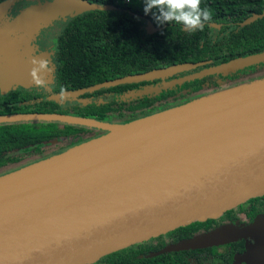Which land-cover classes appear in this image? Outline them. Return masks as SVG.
I'll list each match as a JSON object with an SVG mask.
<instances>
[{"label": "water", "instance_id": "water-1", "mask_svg": "<svg viewBox=\"0 0 264 264\" xmlns=\"http://www.w3.org/2000/svg\"><path fill=\"white\" fill-rule=\"evenodd\" d=\"M18 2H0L2 93L13 84L35 85L32 61L49 57L41 52L28 60L24 53L13 58L27 37L59 19L98 8L88 0H52L30 5L10 18ZM262 17L264 12L254 14L242 26ZM145 31L151 35L157 28L147 21ZM262 62L264 52L200 70L167 86ZM191 67L169 66L87 90L158 79ZM8 119L90 125L109 130L110 139L78 155L63 152L0 179V264H94L133 244L264 197V80L119 126L57 115L1 120ZM246 236H254V252L238 261L264 264L261 218L249 227L184 247L205 248Z\"/></svg>", "mask_w": 264, "mask_h": 264}, {"label": "trees", "instance_id": "trees-1", "mask_svg": "<svg viewBox=\"0 0 264 264\" xmlns=\"http://www.w3.org/2000/svg\"><path fill=\"white\" fill-rule=\"evenodd\" d=\"M88 1L98 8L67 17L54 40L50 85L0 90V179L101 134L100 127L78 123L2 118L57 115L119 126L264 80L262 62L167 86L200 70L264 52V17L242 26L250 16L264 12V0H201L212 19L191 32L176 22L158 23L151 12L145 14L144 0ZM147 21L157 28L151 35L145 31ZM184 64L193 67L158 79L87 90ZM63 92L71 95L49 98ZM259 217L264 218V197L133 244L94 264H236L234 257L252 250L253 237L193 250L184 246Z\"/></svg>", "mask_w": 264, "mask_h": 264}, {"label": "clouds", "instance_id": "clouds-1", "mask_svg": "<svg viewBox=\"0 0 264 264\" xmlns=\"http://www.w3.org/2000/svg\"><path fill=\"white\" fill-rule=\"evenodd\" d=\"M144 12H151L160 24L176 22L189 32L202 30L204 22L212 19L211 10L202 8L201 0H144ZM32 64L30 76L36 85H44L45 80L41 74L49 70L48 60L34 59Z\"/></svg>", "mask_w": 264, "mask_h": 264}, {"label": "rangeland", "instance_id": "rangeland-1", "mask_svg": "<svg viewBox=\"0 0 264 264\" xmlns=\"http://www.w3.org/2000/svg\"><path fill=\"white\" fill-rule=\"evenodd\" d=\"M44 1L47 2L50 0H19V2L13 8V13H15L16 11L18 13V11L22 10L23 8H26L30 5L37 4L38 2H44ZM10 16H12V12L9 15V17ZM66 19L67 18L59 19V20L53 22L47 28L42 29L36 35H34L35 41L37 39H41V41L43 39L45 41V43H44L45 45L44 44L40 45L39 49H46L47 48V50L50 52V57L48 58L49 70L46 71V76H43V79L45 80V84L42 86H38L36 84H35V86L33 85L34 89L36 88V90H38L40 88L47 87L48 85H50L51 77H52V73H53V67H52L51 63L53 62L52 54L54 52V40L58 36V34L60 33L61 28H62L64 22L66 21ZM42 43H43V41H42ZM109 135H110L109 130H105V129L101 128V134H99L97 138H89V139L84 140L82 143H80V145L78 144L77 146H71L69 148H64L63 151H59L58 154H61L62 152H65V153L68 152V153H66L68 155H72V156L78 155L80 153H83V152L91 149L97 143H100L106 139H110V138H107V136L109 137Z\"/></svg>", "mask_w": 264, "mask_h": 264}, {"label": "flooded vegetation", "instance_id": "flooded-vegetation-1", "mask_svg": "<svg viewBox=\"0 0 264 264\" xmlns=\"http://www.w3.org/2000/svg\"><path fill=\"white\" fill-rule=\"evenodd\" d=\"M50 1H52V0H50ZM44 2H46V1H44ZM44 2H38V3H44ZM47 2H49V1H47ZM12 12V16H14L16 13H17V11L15 12V13H13V10L11 11ZM19 12V11H18ZM12 16H10V18L12 17ZM34 38H35V36L34 35H32V36H30V37H27L26 38V40H25V42L24 43H22V45H21V47L17 50V52H16V55L15 56H13V58H17V57H19V55L21 54V53H24L25 55H24V59L25 60H28L29 58H32V57H34L35 55H37V54H39V53H41V52H46V53H48L49 54V57H50V52L47 50V48L46 49H39V46L40 45H43L44 43H45V41L42 39V41H43V43H42V41H41V39H37L36 41L34 40ZM47 42V41H46ZM45 45V44H44ZM48 57V58H49ZM48 58H47V60H48ZM51 65H52V63H51ZM2 69V67L0 68V70ZM44 76H46V72H44ZM14 86H17L16 84H13L12 85V88H14ZM11 88V89H12ZM253 202V201H252ZM248 203V202H247ZM244 205V204H243ZM242 206V205H241ZM263 219L264 220V218L263 217H259V218H257V219ZM257 219H255L254 221H256ZM254 221H252L251 222V224H249V225H245V226H241V227H239V228H243V227H249V226H251L252 224H253V222ZM238 228V229H239ZM235 230H237V229H235ZM235 230H233V231H235ZM233 231H224V232H222V233H216V234H225V233H227V232H233ZM216 234H212V235H216ZM209 236H211V235H209ZM206 237H208V236H206ZM246 237H249V236H246ZM246 237H243V238H246ZM250 237H253L252 238V242H253V248H252V250L251 251H246L245 252V254H243V255H241V256H236V257H234V259H235V262H236V264H245V263H243V262H240V261H238V259L239 258H243V257H251V255H252V253L254 252V245H255V238H254V236H250ZM205 238V237H204ZM243 238H239V239H243ZM235 240H237V239H235ZM217 241V240H216ZM234 241V240H233ZM232 242V241H231ZM230 243V242H229ZM225 244H228V243H225ZM222 245H224V244H222ZM213 246H215V245H213ZM209 247H212V246H209Z\"/></svg>", "mask_w": 264, "mask_h": 264}]
</instances>
